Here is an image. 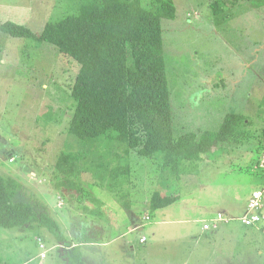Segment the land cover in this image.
Wrapping results in <instances>:
<instances>
[{"label":"rangeland","instance_id":"374dc122","mask_svg":"<svg viewBox=\"0 0 264 264\" xmlns=\"http://www.w3.org/2000/svg\"><path fill=\"white\" fill-rule=\"evenodd\" d=\"M86 1L0 0V173L22 183L17 200L31 201L41 212L51 207L64 240L37 223L0 226V264H264L262 228L232 221L214 232L203 231L201 221L158 223L161 209L153 212L149 202L155 191L167 189L159 182L160 160L129 153L111 136L87 146L80 141L70 132L79 63L51 43L14 37L1 27L10 21L40 36L48 22L79 13ZM216 1L224 2L220 14L211 7ZM142 3L151 7L150 0ZM174 3L175 19L162 25L175 134L217 130L230 112L245 120L205 160L184 166L178 189L173 187L180 198L166 211L172 220L191 212L207 219L238 214L264 184L254 167L264 149V0ZM69 151L79 157L70 171H59L58 159ZM127 162L130 184L114 185L118 194L109 173ZM63 178L82 190L65 188L70 196L59 206ZM82 194L81 201L72 199ZM193 194L196 199L189 200ZM95 199L102 201L101 215L90 219L96 224L89 230L85 217L93 211L85 205L93 210ZM113 211L118 226L111 222ZM143 227L149 236L144 245L138 235ZM89 231L99 244L82 243Z\"/></svg>","mask_w":264,"mask_h":264},{"label":"trees","instance_id":"16d2710c","mask_svg":"<svg viewBox=\"0 0 264 264\" xmlns=\"http://www.w3.org/2000/svg\"><path fill=\"white\" fill-rule=\"evenodd\" d=\"M150 4L151 7H146L142 0H87L79 13L48 22L40 36L10 21L1 27L14 37L32 36L51 43L79 63L72 87L76 106L70 132L86 146L111 136L125 144L129 153L134 150L141 157L158 158L159 182L167 189L155 191L150 199V208L157 210L180 198L173 187L178 189L176 182L182 177L184 166L205 160L206 155L234 138L245 117L230 112L217 130L175 134L162 20L175 19L176 5L174 0H150ZM223 4L220 6V1L211 4L214 14L222 12ZM77 157L71 151L65 152L56 167L60 171L67 170L68 166L70 171L69 166ZM129 167L127 162L125 167L111 168L112 188L130 184ZM63 181L64 178L57 185L61 197L59 206L70 196L67 189L82 190L69 178ZM22 188L17 178L0 173V226L37 223L62 240L57 219L47 211H39L31 201L16 199ZM82 197L83 194L72 199L81 201ZM93 202H98L93 210L85 205V209L93 211L90 217H85L86 221L101 215L98 208L102 201Z\"/></svg>","mask_w":264,"mask_h":264},{"label":"crops","instance_id":"0c3cea01","mask_svg":"<svg viewBox=\"0 0 264 264\" xmlns=\"http://www.w3.org/2000/svg\"><path fill=\"white\" fill-rule=\"evenodd\" d=\"M30 188V189H29ZM24 189V188H23ZM27 189H29L32 193H34L35 191H36V189L34 188V187H32L31 186V184L29 185V187L27 188ZM29 190H27V192L29 191ZM24 192H26V190L24 191ZM251 195V194H250ZM250 195H249V197H250ZM196 197H197V195L196 194H193V195H191V196H189L188 198H189V200H193V199H196ZM249 199V198H248ZM247 199V200H248ZM248 203V202H247ZM247 203L245 204V206L243 207V210L240 212L241 214H243L244 212H245V209H246V207H247ZM175 204V203H174ZM59 205H61V201H60V203H59ZM173 205V204H172ZM169 206H167V207H164V208H159V209H161V210H159L158 211V213L159 214H161V217H159V219H158V223H164V224H166V223H169V222H181V223H184V224H191L192 222H202L203 223V226H202V230L203 231H205V229H204V225L206 224V223H208V222H211L212 220H214L215 218H217V215H218V213L215 215V214H210L212 217L210 218V219H207V218H202L201 216H199L200 214L198 213L197 214V212H195V213H193V212H191V213H189V214H186V216H185V218H182V219H175L174 218V220H172L171 218H170V216H172V214L171 213H169L168 211H166L167 209L166 208H168ZM190 210H192L194 207H195V205H193V204H191L190 205ZM50 208L51 207H49L48 209H49V211H48V213L51 215V216H53V213L50 211ZM126 208H128V207H126ZM47 209V210H48ZM234 209V208H233ZM115 210V209H114ZM127 210H129V209H127ZM155 210H153V212H154ZM116 213H114V211L112 212V214L111 215H113V218H112V220H111V222L112 223H114L115 224V226H118L117 224V219H118V217H117V211H115ZM240 213H238V214H231V215H229V214H224V213H222V214H224L225 216H227V217H231V218H238L239 216H241V214ZM59 213L57 214V217H58V219H59ZM233 215V216H232ZM55 217V216H54ZM56 217V218H57ZM60 218H61V215H60ZM116 218V219H115ZM179 218V217H178ZM150 219V218H149ZM95 220V222H96V220L97 219H94ZM232 221H235V222H237L236 220H232ZM232 221H230V222H224V221H221L220 222V225L222 224V223H225V224H229V223H231ZM88 223H89V225H88V229L89 230H91V228H93V226H94V224H96V223H93V221L92 220H90V221H87ZM239 222V221H238ZM241 223V222H240ZM242 224V223H241ZM220 225H219V227H220ZM101 225H98V227H95V229L97 228V232L96 233H98L99 231H100V229H99V227H100ZM222 227V226H221ZM256 227H258V229H260V228H262V227H260V226H256ZM88 229H86L87 231H88ZM219 229V228H218ZM217 229V230H218ZM143 230H144V227L143 228H139V244H146L147 242H148V240H149V236L147 235V234H144V232H143ZM217 230H215L214 232H216ZM95 231V230H94ZM89 233H91L90 234V236H88L87 238H85L83 241H82V243H84V244H86V245H88V246H90L89 244H99V242H101L99 239H96V238H91L92 236H93V234L94 233H92L91 231H89ZM95 233V234H96ZM84 235L85 236H87L88 235V233L87 232H84ZM162 235H164V234H162ZM142 237H146V241L144 242V243H141V241H140V239L142 238ZM198 238H200V237H198ZM59 241H64V240H59ZM102 244V243H101ZM103 244L105 245V244H107L106 242H103ZM148 247H146L145 249H147ZM134 251H136V247H135V245H134ZM46 254V253H45ZM188 260H185V262H184V264H188ZM216 263V262H215ZM218 263H221V262H218ZM214 264V263H213Z\"/></svg>","mask_w":264,"mask_h":264},{"label":"built area","instance_id":"2783aa9c","mask_svg":"<svg viewBox=\"0 0 264 264\" xmlns=\"http://www.w3.org/2000/svg\"><path fill=\"white\" fill-rule=\"evenodd\" d=\"M254 167L260 170L264 175V149H262L260 157ZM236 220L245 226H260L264 229V184L256 188L250 195L246 207V211L238 218L227 217L222 213H218L217 218L204 225L205 230H217L220 222H230ZM141 243L146 241V237L140 239Z\"/></svg>","mask_w":264,"mask_h":264}]
</instances>
